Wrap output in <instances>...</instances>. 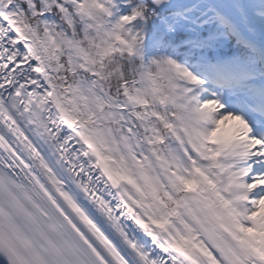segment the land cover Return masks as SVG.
I'll return each mask as SVG.
<instances>
[{
  "label": "snow or ice",
  "instance_id": "snow-or-ice-1",
  "mask_svg": "<svg viewBox=\"0 0 264 264\" xmlns=\"http://www.w3.org/2000/svg\"><path fill=\"white\" fill-rule=\"evenodd\" d=\"M0 264H264V0H0Z\"/></svg>",
  "mask_w": 264,
  "mask_h": 264
}]
</instances>
